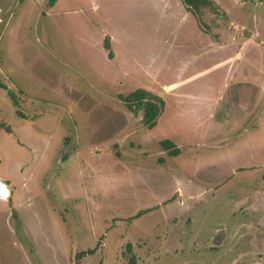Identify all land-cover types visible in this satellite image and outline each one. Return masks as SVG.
I'll list each match as a JSON object with an SVG mask.
<instances>
[{"label": "rangeland", "instance_id": "1", "mask_svg": "<svg viewBox=\"0 0 264 264\" xmlns=\"http://www.w3.org/2000/svg\"><path fill=\"white\" fill-rule=\"evenodd\" d=\"M212 2L0 0V264H264V57L205 72L264 0Z\"/></svg>", "mask_w": 264, "mask_h": 264}, {"label": "crops", "instance_id": "2", "mask_svg": "<svg viewBox=\"0 0 264 264\" xmlns=\"http://www.w3.org/2000/svg\"><path fill=\"white\" fill-rule=\"evenodd\" d=\"M231 24H234L236 27V29H240L239 27H241V29L243 30L242 34H233L234 36L232 38H230L232 40L233 43H235L237 45V49L236 52L233 54H229V55H225L224 58H221L219 60H217L215 63H213V65L215 64V67H209V69H205V72H208L209 70H211L212 68H216L219 67L221 65H225L228 62L231 61H239V60H244L245 57L247 56V52H249L250 56L252 57L254 62L258 63V59L261 57H264V51L261 50V45H264V28L261 29V27L263 26V19H261L260 23H256L255 26L250 27L248 24H241L239 25L238 23L236 24V21L233 20L231 18ZM247 27H250L251 29H248ZM245 30H250L249 32H245ZM245 32V33H244ZM257 41L258 44L256 43ZM233 52V50H232ZM218 63V64H217ZM220 68V67H219ZM256 70V69H255ZM160 82V81H159ZM172 85V84H171ZM166 85H163V88ZM176 86V85H175ZM254 89H252V85L247 87V90L249 91L250 89L255 90V85H253ZM167 88V87H166ZM165 89V88H164ZM241 88H237L236 89V93L238 90H240ZM233 90V89H232ZM234 91V90H233ZM229 97H232L231 94H229ZM246 97V93L242 91V96L240 98L242 104L241 105H245V99H247ZM192 100H195L196 103L195 105L192 106H196L198 108H200V106H202L200 104V100H206L208 102V106L211 107L215 101V99L209 95H204L202 94V96H198V97H190L188 99L189 102H192ZM186 112H192V108H188V110ZM192 114H188V117H190Z\"/></svg>", "mask_w": 264, "mask_h": 264}, {"label": "trees", "instance_id": "3", "mask_svg": "<svg viewBox=\"0 0 264 264\" xmlns=\"http://www.w3.org/2000/svg\"><path fill=\"white\" fill-rule=\"evenodd\" d=\"M56 1L57 0H49V4L53 5L55 4ZM182 1L185 7L187 8V10L193 13L196 17H199L202 8L206 7V5L208 4L213 3L212 0H182ZM0 88H6V85L2 81H0ZM151 105H153L154 107V104L151 103ZM154 114H155V110H153V108L150 107L148 115L154 116ZM142 213H143L142 211L138 212L136 217L140 216ZM94 251H95L94 249H90L88 252L85 251L84 254L92 253Z\"/></svg>", "mask_w": 264, "mask_h": 264}]
</instances>
